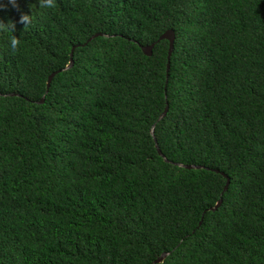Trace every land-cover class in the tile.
Returning a JSON list of instances; mask_svg holds the SVG:
<instances>
[{
    "label": "trees",
    "instance_id": "obj_1",
    "mask_svg": "<svg viewBox=\"0 0 264 264\" xmlns=\"http://www.w3.org/2000/svg\"><path fill=\"white\" fill-rule=\"evenodd\" d=\"M0 5V264H264V0Z\"/></svg>",
    "mask_w": 264,
    "mask_h": 264
},
{
    "label": "water",
    "instance_id": "obj_2",
    "mask_svg": "<svg viewBox=\"0 0 264 264\" xmlns=\"http://www.w3.org/2000/svg\"><path fill=\"white\" fill-rule=\"evenodd\" d=\"M97 34H102L101 32H94L93 34L89 35L87 37L86 40L94 37L95 35ZM162 38H165L167 40V51H166V63H165V77H164V80H166V77H167V71H168V66H169V62H168V56H169V53L171 52L172 50V46H173V39H174V34H173V30L171 28H166L163 32H161L157 38L147 44H140L139 45V48L140 50L142 51L143 54H146V55H149L151 53V49H152V46L154 44L155 41L159 40V39H162ZM84 42H82L81 44H84ZM73 47H74V44L70 46V49H69V53H68V62L64 65V67H69L71 64H72V50H73ZM59 69H56V70H53L51 72H49L46 76V79H45V90L46 88L48 87L49 85V82H50V79L53 75V73L55 71H57ZM13 92H7V93H4V94H12ZM15 93V92H14ZM43 100V97L41 96L37 102H41ZM167 109V104L165 103L164 106H163V109L161 110L159 117L163 116L165 114V111ZM149 132L151 134V137L153 139V145H154V148L156 150V152L164 159V160H168L165 155L161 152V150L159 149L158 145H157V142L155 140V136L153 134V124L150 125L149 127ZM174 164H177V165H180V166H183V167H187V168H198V167H206V166H203L202 164H194V163H179V162H173ZM207 168V167H206ZM214 171H218V169L216 168H212ZM219 173L225 177V181H224V184H223V187H222V190H225L226 189V186L228 184V177L227 175L223 172V171H219ZM221 201V198L218 197L215 202L208 206L206 209H209V210H214L217 208V206L219 205ZM200 222V220L198 221V223ZM167 251H161L157 256H155L151 262L155 263V262H159L165 255H166ZM150 264V263H149Z\"/></svg>",
    "mask_w": 264,
    "mask_h": 264
},
{
    "label": "clouds",
    "instance_id": "obj_3",
    "mask_svg": "<svg viewBox=\"0 0 264 264\" xmlns=\"http://www.w3.org/2000/svg\"><path fill=\"white\" fill-rule=\"evenodd\" d=\"M9 3L13 5V7L16 6V0H9ZM39 8L41 9H52L55 8L56 0H38ZM0 7H3V5H0ZM19 23L24 25V30L27 29L31 22H32V16L24 15L22 14L19 18ZM15 31V23L9 21L8 23L0 22V33L10 34V39L8 41L10 50L15 53L20 45L19 38L12 35V33Z\"/></svg>",
    "mask_w": 264,
    "mask_h": 264
}]
</instances>
